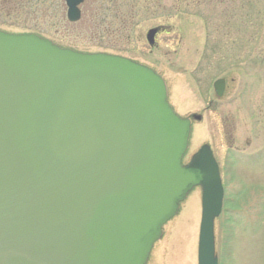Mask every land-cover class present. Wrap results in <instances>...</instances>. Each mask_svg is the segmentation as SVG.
<instances>
[{
    "label": "water",
    "instance_id": "water-1",
    "mask_svg": "<svg viewBox=\"0 0 264 264\" xmlns=\"http://www.w3.org/2000/svg\"><path fill=\"white\" fill-rule=\"evenodd\" d=\"M63 1L78 21L83 0ZM189 129L147 66L0 30V264H145L195 186L196 261L218 264L223 188L207 144L181 165Z\"/></svg>",
    "mask_w": 264,
    "mask_h": 264
},
{
    "label": "rangeland",
    "instance_id": "rangeland-1",
    "mask_svg": "<svg viewBox=\"0 0 264 264\" xmlns=\"http://www.w3.org/2000/svg\"><path fill=\"white\" fill-rule=\"evenodd\" d=\"M0 1L4 32L118 54L157 72L173 111L201 117L192 119L181 163L207 144L218 165V264H264V0H86L73 26L63 0H22L18 7ZM156 26L150 47L145 34ZM219 78L225 86L217 97L212 83ZM200 212L195 186L162 226L145 264H197Z\"/></svg>",
    "mask_w": 264,
    "mask_h": 264
},
{
    "label": "trees",
    "instance_id": "trees-1",
    "mask_svg": "<svg viewBox=\"0 0 264 264\" xmlns=\"http://www.w3.org/2000/svg\"><path fill=\"white\" fill-rule=\"evenodd\" d=\"M6 2H8L9 4H10V6H12V7H18V6H22L23 5V2H22V0H15L16 2H13L14 0H5ZM2 1H0V5H2V3H1ZM30 3V2H29ZM81 21V20H80ZM79 21V22H80ZM79 22H77V25H78V23ZM76 24V23H75ZM75 24H70V23H68V25L69 26H73V25H75ZM126 33V34H125ZM125 33H123L122 31L121 32H119L118 33V36L119 37H122V39H128L129 38V35L127 34L128 32H125Z\"/></svg>",
    "mask_w": 264,
    "mask_h": 264
},
{
    "label": "flooded vegetation",
    "instance_id": "flooded-vegetation-1",
    "mask_svg": "<svg viewBox=\"0 0 264 264\" xmlns=\"http://www.w3.org/2000/svg\"><path fill=\"white\" fill-rule=\"evenodd\" d=\"M96 1H102V0H96ZM85 2H86V0H83V3L79 6V9H80V16H81V17H82V9H81V8H82V6L84 5ZM81 17H80V20H81ZM80 20H79V21H80ZM79 21H76V22H74V23H70V24H75V23H77V22H79ZM159 32H160V31H159ZM157 34H158V33H157ZM157 34H156V35H157ZM155 43H156V42H155V36H154V44H153L152 46H154ZM191 122H192V121H191Z\"/></svg>",
    "mask_w": 264,
    "mask_h": 264
}]
</instances>
